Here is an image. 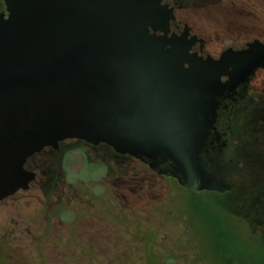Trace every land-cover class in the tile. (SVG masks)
Listing matches in <instances>:
<instances>
[{
	"label": "water",
	"instance_id": "water-1",
	"mask_svg": "<svg viewBox=\"0 0 264 264\" xmlns=\"http://www.w3.org/2000/svg\"><path fill=\"white\" fill-rule=\"evenodd\" d=\"M2 1L1 200L35 181L30 157L66 139L165 165L191 190L232 187L231 123L264 69L262 40L204 58L197 36L171 31L164 0Z\"/></svg>",
	"mask_w": 264,
	"mask_h": 264
},
{
	"label": "rangeland",
	"instance_id": "rangeland-1",
	"mask_svg": "<svg viewBox=\"0 0 264 264\" xmlns=\"http://www.w3.org/2000/svg\"><path fill=\"white\" fill-rule=\"evenodd\" d=\"M256 9L249 21H264V8ZM248 31L241 42L252 35ZM252 141V168L241 178L231 174L233 185L239 182L234 190H191L166 178L135 207L119 200L114 186L119 177L150 170L146 164L95 155L85 162L82 151L71 153L55 190L35 188L41 180L0 203V264H216L208 246L214 241L222 256L256 255L261 232L252 234L240 217L248 205L264 207V143Z\"/></svg>",
	"mask_w": 264,
	"mask_h": 264
},
{
	"label": "trees",
	"instance_id": "trees-1",
	"mask_svg": "<svg viewBox=\"0 0 264 264\" xmlns=\"http://www.w3.org/2000/svg\"><path fill=\"white\" fill-rule=\"evenodd\" d=\"M187 3L186 0H182ZM241 1L243 4H238ZM200 11V25L204 27L207 34L212 36L216 41L225 40L230 37L243 36L245 31L252 35L248 38H257L264 42V21H257L255 23L249 21V17L254 15L252 10H257V7L264 8L261 5V0H191ZM255 3L253 8L252 3ZM1 10L5 9L4 2L1 0ZM201 5H205L210 13L217 15V23L212 21L210 16L206 14ZM202 13V14H201ZM197 14V15H198ZM207 16V17H205ZM264 16V15H261ZM251 34V33H250ZM232 135L234 141L238 144V154L241 158L239 163L240 170L234 174L236 176H243L247 170H251L254 161L253 152L250 149V144L253 143V139H263L264 143V69L259 71L256 78L252 82V89L249 92V98L238 106L237 115L235 120L231 124ZM262 131V135L259 133ZM252 132V133H251ZM250 135L252 140L250 141ZM252 142V143H251ZM55 157L52 159L45 156L44 152L34 156L33 159H39L40 163H37L35 167H29V169L36 170L40 173V180L43 189L49 191L55 190L59 181L62 179V172L64 169V161L57 156L55 151L52 155ZM165 178H157L153 182L152 178L149 180L143 177L131 176L130 178H119L118 184L114 186L115 194L119 200L128 206L140 204L148 199L149 192L143 193L142 190L147 189L150 191L153 187L161 189V182ZM167 180V179H165ZM157 182V183H156ZM239 182L234 183L229 189L230 191L237 188ZM243 187H246L243 185ZM150 189V190H149ZM228 191V190H226ZM225 192V191H224ZM264 196V194H263ZM264 206V204H262ZM240 217L248 222V226L252 234L261 232L260 244L256 255L251 257L241 254L240 256H222L219 253L221 243L214 241L212 244H208L209 248L214 252V263L216 264H264V207L257 205H248L245 209H241Z\"/></svg>",
	"mask_w": 264,
	"mask_h": 264
},
{
	"label": "flooded vegetation",
	"instance_id": "flooded-vegetation-1",
	"mask_svg": "<svg viewBox=\"0 0 264 264\" xmlns=\"http://www.w3.org/2000/svg\"><path fill=\"white\" fill-rule=\"evenodd\" d=\"M190 1L191 0H186L187 3H185L182 0H164L163 4H169V6L174 9L175 19L171 21L170 28H171V31L176 34V36L178 37L181 36L186 30L188 32V36H187L188 39H191L193 36H197V41L191 50L192 53H197L199 56H202L204 58H206L207 56H211L217 59L220 57L222 52L225 51L226 49L228 48H233L234 50L243 49L247 46L249 42L257 39V38L255 39L248 38L241 42L240 36H235V37H230L225 40L216 41L212 36L207 34V31L204 30V27L200 25V20H202L200 13L198 14L200 9L194 6V4L191 3ZM0 8H1V4H0ZM169 36H171V34H169ZM252 82H251L250 89L248 91L247 98H245L244 100L238 103L237 110H238V106L246 102V100L249 98V92L252 89ZM235 117L236 116H234L233 120H235ZM233 141H234V138H233ZM234 143L237 144L235 141ZM55 151L57 152V156H59V158L62 159V161H64V166L66 164V160L68 156L71 153L82 151L83 157L85 158V162L91 161L94 155L106 162H108V160H111L115 164H123V162L128 161V160H139V161H142L144 164H146L150 168V170L144 173H135L133 176H138V177L140 176L146 180H149L152 178L153 182H155L157 178H161V177L165 179L172 178L179 183L177 177L171 175V169L165 165H158L157 168L152 169L149 162L142 160V159H138L136 157H132L127 154L117 153L111 146H109L106 143L91 144V143H88L86 141L79 140V139H66L59 143V147L57 149L53 147H46L40 153H37L33 155L32 157H30L26 163V168L28 170L36 172L35 181L31 183L29 189L20 190L12 196H9L2 200L0 199V203L7 201L10 198L17 197L21 194H25L29 192L30 190H32L34 188V183L40 180L39 179L40 173L36 170L29 169L28 164L30 163L29 167H35L37 163H40V160L33 159L34 156H37L38 154H41L43 152L45 156H47V158L50 157L52 159L53 157H55V154L52 155ZM107 176H108V172H107ZM119 178H122V177H119ZM180 185L183 187H186L182 184ZM35 188H38L39 190H44V192L46 191V189H43L42 185L39 187L35 186ZM153 188L156 191H158L156 187H153ZM62 192L64 193V190H62ZM142 192L146 194V192H149V191L147 189H144L142 190ZM46 199L48 200L47 197ZM3 258H5V255ZM5 261L8 262L9 260H5Z\"/></svg>",
	"mask_w": 264,
	"mask_h": 264
}]
</instances>
